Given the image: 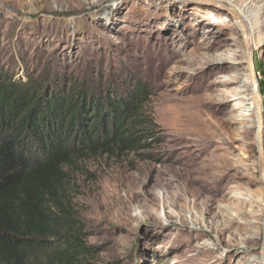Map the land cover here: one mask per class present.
<instances>
[{
	"label": "rangeland",
	"instance_id": "obj_1",
	"mask_svg": "<svg viewBox=\"0 0 264 264\" xmlns=\"http://www.w3.org/2000/svg\"><path fill=\"white\" fill-rule=\"evenodd\" d=\"M223 1L245 18L264 111V0ZM0 70L149 86V146L67 166L72 233L95 250L77 264H264L255 114L240 115L251 87L238 80L248 74L243 40L225 11L184 0H0Z\"/></svg>",
	"mask_w": 264,
	"mask_h": 264
},
{
	"label": "trees",
	"instance_id": "obj_2",
	"mask_svg": "<svg viewBox=\"0 0 264 264\" xmlns=\"http://www.w3.org/2000/svg\"><path fill=\"white\" fill-rule=\"evenodd\" d=\"M148 93L141 80L104 89L77 77L25 80L0 70V264H77L95 252L72 233L67 166L87 154L149 146Z\"/></svg>",
	"mask_w": 264,
	"mask_h": 264
},
{
	"label": "water",
	"instance_id": "obj_3",
	"mask_svg": "<svg viewBox=\"0 0 264 264\" xmlns=\"http://www.w3.org/2000/svg\"><path fill=\"white\" fill-rule=\"evenodd\" d=\"M192 4H203L207 6L216 7L220 10L225 11L236 23L239 28L243 46H244V63L247 67V73L249 78V83L251 87V95L253 101L254 108V118H255V126L257 129V144L259 148L260 154V168L262 173V179L264 182V147H263V130H264V111H263V100L260 93V82L257 78L255 61L252 56L251 45H250V35L247 28L246 23L243 18L239 15V13L229 6H226L222 2L218 0H186ZM264 253V246H263Z\"/></svg>",
	"mask_w": 264,
	"mask_h": 264
},
{
	"label": "bare ground",
	"instance_id": "obj_4",
	"mask_svg": "<svg viewBox=\"0 0 264 264\" xmlns=\"http://www.w3.org/2000/svg\"><path fill=\"white\" fill-rule=\"evenodd\" d=\"M218 1H220V2H222L223 4H225L226 6H229V7H231V8H234L238 13H239V15L243 18V20H244V22H245V18H244V16H243V14H242V11L237 7V6H235V4L233 3V2H231V1H223V0H218ZM184 2H187L186 0H184ZM235 22V21H234ZM246 23V22H245ZM247 25V24H246ZM250 45H251V41H250ZM251 51H252V48H251ZM252 56H253V52H252ZM220 60H223V59H220ZM244 77V76H243ZM240 78V77H238V80L240 81V82H248L249 83V78H248V74L246 75V77H244V78ZM240 78V79H239ZM236 91V90H235ZM240 92V88H237V92H235V94L233 95V98H232V100L235 102L234 103V107L237 105H239V102H238V99L239 98H244V96L241 94V93H239ZM246 99H248V101L247 102H245V108L246 109H241L240 110V115H250V112L249 111H251V110H253L254 111V108H253V101H252V95L250 94V97H248V98H246ZM254 124H255V118H254ZM262 260L264 261V255L262 256Z\"/></svg>",
	"mask_w": 264,
	"mask_h": 264
}]
</instances>
